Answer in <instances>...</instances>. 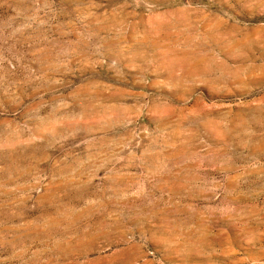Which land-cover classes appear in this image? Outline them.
<instances>
[{"label": "rangeland", "instance_id": "374dc122", "mask_svg": "<svg viewBox=\"0 0 264 264\" xmlns=\"http://www.w3.org/2000/svg\"><path fill=\"white\" fill-rule=\"evenodd\" d=\"M0 264H264V0H0Z\"/></svg>", "mask_w": 264, "mask_h": 264}]
</instances>
